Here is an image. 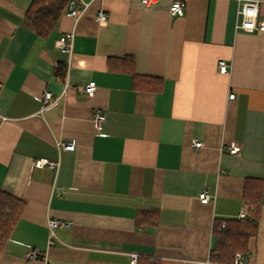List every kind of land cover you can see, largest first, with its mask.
<instances>
[{"label": "crops", "instance_id": "0c3cea01", "mask_svg": "<svg viewBox=\"0 0 264 264\" xmlns=\"http://www.w3.org/2000/svg\"><path fill=\"white\" fill-rule=\"evenodd\" d=\"M84 1L76 25L64 10L41 36L28 21L33 0H0V192L25 203L0 264H234L214 260L215 230L249 216L252 199L256 233L239 253L264 264V31L237 29L234 0H186L183 16L170 14L174 0ZM72 31L70 56L58 41ZM45 91L63 96L44 109ZM58 141L74 150L59 154ZM144 211L157 212L156 226H137ZM49 219L71 226L51 237Z\"/></svg>", "mask_w": 264, "mask_h": 264}, {"label": "trees", "instance_id": "16d2710c", "mask_svg": "<svg viewBox=\"0 0 264 264\" xmlns=\"http://www.w3.org/2000/svg\"><path fill=\"white\" fill-rule=\"evenodd\" d=\"M67 0H33L29 11L28 21H30L41 36H47L56 26V23L65 10ZM135 87L141 86V78L133 70L130 71ZM145 80L144 78L142 79ZM163 81L159 79H149L147 86L160 91ZM254 209L244 220L225 221V228L222 224L216 227V243L213 251L214 260L219 262H233L237 253H246L249 239L256 233L259 219L258 199L251 200ZM25 203L6 193L0 192V254L8 242L10 235L21 217ZM158 223L157 212H138L137 226L140 228L156 226Z\"/></svg>", "mask_w": 264, "mask_h": 264}, {"label": "built area", "instance_id": "2783aa9c", "mask_svg": "<svg viewBox=\"0 0 264 264\" xmlns=\"http://www.w3.org/2000/svg\"><path fill=\"white\" fill-rule=\"evenodd\" d=\"M238 4V16L239 23L237 24V29L242 30L246 33H255V32H263L264 31V20L260 18V8L264 4V1L261 0H234ZM160 0H141L142 7L149 9L157 6ZM187 3L186 0H174V2L170 6V14L172 16H183L185 13ZM90 7V3L85 2L84 0H67V5L65 9V14L72 18L75 21V25L77 22L83 17L87 9ZM97 21L103 22L108 21V15L104 11H99L97 15ZM75 34L74 31L65 34L58 41V46L62 48L65 52H67L70 56L73 53V45H74ZM230 70V65H228L224 61L219 62V71L221 74H227ZM67 87V85H66ZM97 85L95 82H90L86 86L82 88L83 93L86 96H93L97 91ZM66 88L64 89L65 92ZM65 94V93H63ZM63 96V95H62ZM60 97H54L49 91H45L42 94L41 101L44 103V109L53 105L56 101H58ZM236 95H230V99H235ZM0 117L2 116V106L0 104ZM105 122V118L101 115V113L97 112L94 117V123L98 129L102 127ZM57 148L59 150V154L62 151H73L74 145L69 142H57ZM203 146L202 141L197 139L193 140L192 147L196 149H200ZM228 151L236 155L241 151V147L237 143H231L227 146ZM37 167H48L50 169H54L56 171L60 168V161L53 162L47 159H41L36 161ZM211 196L208 193H202L200 195V201L203 204L210 203ZM247 210H243L237 217V220L241 221L246 218ZM48 227L51 232V237H55V230L63 227L68 228L71 226V223L68 221H60V220H48ZM225 222L222 224V228H225ZM49 244H53V241L50 240ZM42 256L36 250H31L29 252L28 258L30 260L40 259ZM250 257V256H248ZM245 256L242 253H237L235 255L234 264H246ZM138 261V257L135 255L131 256V264H136Z\"/></svg>", "mask_w": 264, "mask_h": 264}, {"label": "bare ground", "instance_id": "6f19581e", "mask_svg": "<svg viewBox=\"0 0 264 264\" xmlns=\"http://www.w3.org/2000/svg\"><path fill=\"white\" fill-rule=\"evenodd\" d=\"M88 9H89V8H88ZM88 9H87V10H88Z\"/></svg>", "mask_w": 264, "mask_h": 264}]
</instances>
